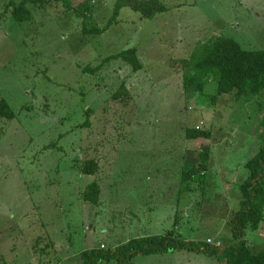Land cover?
<instances>
[{"label": "rangeland", "instance_id": "374dc122", "mask_svg": "<svg viewBox=\"0 0 264 264\" xmlns=\"http://www.w3.org/2000/svg\"><path fill=\"white\" fill-rule=\"evenodd\" d=\"M21 1L0 0V100L14 112L0 118V264H81L85 250L105 256L167 231L230 245L244 165L261 145L264 96L213 102L214 81L184 93L179 60L200 58L217 36L264 49V0H158L167 11L151 18L127 0H49L27 3L31 17L19 22L11 7ZM130 48L136 72L114 57ZM122 83L126 107L110 99ZM194 128L207 136L187 139ZM205 157L200 182H183ZM88 159L94 176L80 171ZM94 180L96 205L80 195ZM245 239L264 244V223ZM116 255L96 264H224L187 249Z\"/></svg>", "mask_w": 264, "mask_h": 264}, {"label": "trees", "instance_id": "16d2710c", "mask_svg": "<svg viewBox=\"0 0 264 264\" xmlns=\"http://www.w3.org/2000/svg\"><path fill=\"white\" fill-rule=\"evenodd\" d=\"M46 2H49V0H22L18 5L10 3L13 4L11 13L15 20L22 22L31 17V13L26 6L27 3L43 5ZM125 5H129L133 10L140 12L143 18H151L167 11V7L158 0H127ZM119 6L120 4H117L116 8ZM104 30V28H94L92 30L83 28V33H100ZM136 54V48H130L114 55V57L124 60L126 64L131 66L132 71L136 72L142 67ZM106 60H109V58ZM179 61L184 72L181 88L184 93H203L205 85L209 81H214L216 83V93L212 97L213 102L216 97L222 95H232L235 99L243 97L247 100L252 97L264 96V49L244 50L233 39L217 36L203 50L200 58L191 57ZM131 97V93L123 83L110 95V99L120 102L125 107L129 106ZM88 113H90V110L86 111V114ZM0 118L6 120L14 118V112L4 100H0ZM206 136L207 133L195 128L186 129L187 139ZM259 138L261 142L259 149L247 159L244 165L247 176L239 186L241 194L240 207L229 220V231L232 237L230 245L222 248L211 246L207 242L200 244L183 242L175 238L172 231H167L163 235L131 239L118 245L114 252H108L105 256L99 255L97 251L99 248L85 250L81 253V259L83 260L81 264H96L100 259L114 258L117 256L118 251L125 253L128 259H131L134 254L151 255L176 249L203 252L211 257L218 256L219 260L222 257L224 264H264V244L250 246L245 239L249 230L257 231L260 225L264 223V109L261 110ZM200 155L206 156L207 154L201 153ZM206 161V157L205 159L202 158V160L200 159L193 166L183 171L181 173L182 181L193 179L200 182L201 177L205 175ZM80 171L84 175L94 176L97 171L96 161L93 159L84 160ZM100 193L99 184L94 180L80 191L81 200L96 205Z\"/></svg>", "mask_w": 264, "mask_h": 264}, {"label": "built area", "instance_id": "2783aa9c", "mask_svg": "<svg viewBox=\"0 0 264 264\" xmlns=\"http://www.w3.org/2000/svg\"><path fill=\"white\" fill-rule=\"evenodd\" d=\"M206 242H207V243H210V240H207ZM101 247H103V245H101Z\"/></svg>", "mask_w": 264, "mask_h": 264}]
</instances>
